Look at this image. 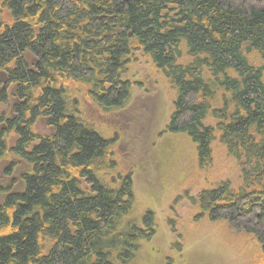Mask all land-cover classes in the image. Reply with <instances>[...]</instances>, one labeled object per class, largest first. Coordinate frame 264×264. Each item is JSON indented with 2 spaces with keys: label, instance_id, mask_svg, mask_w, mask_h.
<instances>
[{
  "label": "trees",
  "instance_id": "trees-1",
  "mask_svg": "<svg viewBox=\"0 0 264 264\" xmlns=\"http://www.w3.org/2000/svg\"><path fill=\"white\" fill-rule=\"evenodd\" d=\"M251 53L264 67V0H0V264H134L151 214L143 229L126 221L130 178L74 90L101 113L123 108L136 55L175 90L166 131L195 144L201 167L215 140L241 167L242 187L192 200L200 215L250 236L264 259L263 68Z\"/></svg>",
  "mask_w": 264,
  "mask_h": 264
},
{
  "label": "rangeland",
  "instance_id": "rangeland-1",
  "mask_svg": "<svg viewBox=\"0 0 264 264\" xmlns=\"http://www.w3.org/2000/svg\"><path fill=\"white\" fill-rule=\"evenodd\" d=\"M248 61L263 68L264 85L263 62L252 53ZM124 79L131 83V88L127 103L119 110L101 113L83 103L81 86H77L74 94L79 116L110 141L117 171L130 178L133 200L126 221L143 229L142 218L151 214L150 236L138 242L134 264L264 261L254 239L243 232H234L224 222L209 221L200 215L198 205L192 201L201 191L224 182L233 188L242 187L239 163L215 140L209 163L201 167L195 144L184 134L166 131L175 90L148 58L136 55L126 67ZM3 109L8 113L7 106L0 107ZM36 127L42 134L49 131L41 120ZM7 163L6 159L0 162V181ZM6 179L5 182L9 181Z\"/></svg>",
  "mask_w": 264,
  "mask_h": 264
}]
</instances>
